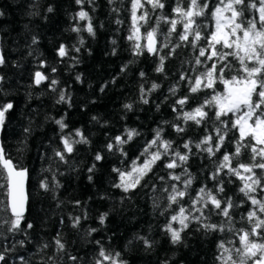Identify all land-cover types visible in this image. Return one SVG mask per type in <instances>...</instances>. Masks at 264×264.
<instances>
[{
	"label": "trees",
	"instance_id": "trees-1",
	"mask_svg": "<svg viewBox=\"0 0 264 264\" xmlns=\"http://www.w3.org/2000/svg\"><path fill=\"white\" fill-rule=\"evenodd\" d=\"M163 2V10L153 11L146 0H141L143 8L137 9V16L145 11L149 13L147 23L137 22L142 47L147 44L146 33L152 28H157L158 48L164 41L170 25L161 21L157 26L158 16L176 18L173 8L177 0ZM208 3L209 10L205 16L197 18L205 35L215 30L211 10L218 0H208ZM180 4L187 7L188 0H180ZM49 7H52V12L47 11ZM82 10L91 18L94 36L86 30L88 20H80L77 16ZM0 13V48L6 61L0 66V76L3 77L0 81V104H13V109L5 115L1 143L5 158L11 159L17 169L27 170L28 208L24 226L26 223L33 224L27 235L9 233L7 226L0 228V251L6 247L10 249L5 253L7 264H45L53 255H56L57 264H95L101 245L107 250L119 252L120 258L127 264H220L216 258L221 241L231 239L235 246H239L237 235L227 231H197L195 222L182 232V243L173 245L170 242L164 227L172 209L178 211V206L172 205L171 209L165 210L169 202L166 198L168 193L163 189L172 184L183 187L182 183L171 180L168 175L170 171L181 175L182 168L168 170L163 167L162 161H158L153 171L141 181L142 186L128 193L113 186L119 183L118 173L113 169L131 171L133 164L140 165L145 158L141 153L153 139L156 129L162 128L163 138L172 141V147L182 153L187 151L183 149V143L192 141V154L183 166L192 176L193 183L188 189L192 196L205 186L216 194V181L211 179L216 166L214 161L225 152L231 154L235 151L239 133L237 129H231L230 122L235 119L231 113L222 117L229 121L231 130L227 132L220 152L209 158L207 153L194 145L205 135L215 138V128L221 126L215 119L216 108H205L208 118L200 125L177 119V112L173 111V106L178 111L181 109L176 101L184 96H188V101L183 111H191L213 95L225 92L224 84L217 80L213 89L203 88L193 94L187 80H180L182 73L194 77L205 70V66L201 65L196 67L195 72L192 71L198 50L179 40L182 24H177L176 32L169 37V47L163 48L159 55L149 54L146 48L142 55H134L135 40L128 39L133 32L132 0H112V3L109 0H83L82 4H77L76 0H0ZM253 17L258 20L255 11L245 13L246 19ZM76 27L81 31L72 30ZM33 37L37 40L36 44L32 43ZM81 39L83 44H80ZM176 44L181 46L169 54L170 48ZM61 45L68 51L63 58L57 54ZM204 45V40H201L199 46ZM76 48H79L78 52ZM159 56L166 57L162 73L156 71ZM205 59L201 57L202 61ZM228 59L233 69L225 71V79L237 75L235 69L239 67L233 57ZM212 62L206 61V65L210 66ZM125 65L127 67L122 72L121 68ZM37 71L48 77L39 85L35 83ZM141 72L145 74L143 78ZM77 76L80 80L76 79ZM52 79L58 82L54 86L50 84ZM153 83L159 87L148 92ZM142 85L147 92V104L141 100ZM172 88H176L174 94L170 91ZM60 92H64L67 102L57 103ZM125 104H131L132 109H126ZM93 117L97 119L93 120ZM61 119L67 125L63 132L55 123ZM174 124L183 126L185 131L177 133L172 127ZM77 129L89 143L74 144L73 152L65 153L66 159L61 161L55 155L57 150L63 149L61 137L68 135L71 140H79L74 134ZM126 129H135L139 133L122 146L126 154L122 155L116 149L108 151L106 145L113 142L114 137L123 136ZM97 152L103 156L101 161L95 160ZM250 162L247 148L242 149L239 157L232 159L233 167ZM93 164L96 167L89 173L88 169ZM0 171H3L1 167ZM226 171L217 177V180L223 181L224 187L218 198H232L234 205H238L231 209L235 229H248V222L242 217L252 206L239 192L242 182L225 174ZM256 172L259 174L260 170ZM90 175L91 180L88 178ZM160 177L164 179L160 180ZM185 178L181 177L182 180ZM44 180L49 183V191L40 187V182ZM6 184L4 174L0 176V216L10 217ZM254 195L260 197L259 189ZM154 202H158L159 207ZM180 203L189 207V196H185ZM210 209L211 205L205 209V214L209 216L207 222L220 223L224 220L214 209ZM101 213H108L104 225L98 220ZM77 216L81 217V221L73 228L71 218ZM173 227L179 225L174 224ZM90 228L98 231L87 235ZM58 233L65 249L57 254L54 238ZM138 236L152 241L153 247L146 250ZM21 240L25 241L22 246L19 244ZM45 243L49 247L42 248ZM226 247L232 245L226 243ZM70 256H76L78 260L72 261Z\"/></svg>",
	"mask_w": 264,
	"mask_h": 264
},
{
	"label": "snow or ice",
	"instance_id": "snow-or-ice-1",
	"mask_svg": "<svg viewBox=\"0 0 264 264\" xmlns=\"http://www.w3.org/2000/svg\"><path fill=\"white\" fill-rule=\"evenodd\" d=\"M146 2L151 5L153 11L165 8L163 0H146ZM76 3L82 4L83 0H76ZM109 3H112V0H109ZM138 8H143L141 0H132L133 32L128 39L135 40L133 45L134 55H142L144 48L149 54L159 55L163 48L169 47V37L176 32L177 24L179 23L182 24L183 29L179 33V40L187 43L192 49L198 50L192 71L195 72L198 66H205V70L194 77L186 76L182 73L180 80H187L190 85L189 90L193 94L203 88L213 89L217 80L224 84L225 92L223 94L213 95L210 99H206L202 105L195 107L191 111H183V106L187 103L188 96L176 101V104L181 106L179 111L173 106V111L177 112V119H183L185 123L191 121L197 125H200L208 118V112L205 111V108L210 106L216 108L215 119L220 122L221 126L215 128V138L210 134L205 135L198 143H195V148L207 153L208 157L211 158L220 152L228 131L237 129L239 139L236 141L233 153L225 152L217 161H214L216 166L211 179L216 181V194L206 186L199 188L195 196L188 193L193 180L187 167L183 166L187 164L189 155L192 154V141L183 143L182 147L187 151L182 153L172 147V141L163 138L162 128L154 130L153 139L146 144L141 153L145 158L140 165L133 164L131 171L113 169L119 176V183H115L113 186L121 189L124 193L142 186L141 181L153 171V167L158 161H162L163 167L168 170L182 168L181 175H176L171 171L168 175L171 180L182 183L183 187L178 188L176 184H172L163 189L168 193L166 198L169 202L165 210L171 209L172 205L178 206V211L172 209L170 219L164 227L170 237V242L173 245L182 243V232L189 228L190 223L195 222L198 225L197 231L201 229L205 232L224 233L227 231L238 236L239 246H235L234 241L231 239L221 241L218 244L219 255L216 259L220 261V264H264V0H218V3L211 10V17L215 21V30L206 35L202 34L201 25L198 23L197 18L205 16L206 11L209 10L208 0H188L187 7H182L180 0H177V4L173 8V12L176 14L175 19H169L164 15L157 17V26L161 21L170 25L168 33L159 48L157 47L158 41L156 39L157 28L147 31V44L142 47L140 43L142 36L137 22L143 21L147 23L149 13L145 11L138 17ZM113 10L115 11V9ZM47 11L52 12V7H49ZM252 11L258 14V20L254 17L245 18V13ZM77 16L80 20H88L86 30L89 35L94 36L95 32L88 13L82 10L77 13ZM258 24L259 27L257 26ZM72 30L75 32L81 31L79 27ZM189 37H191V40ZM201 40H204V46H199ZM83 42V39H81L80 44H83ZM32 43H37L35 37H33ZM180 46V44L172 46L169 54L174 53L176 48ZM217 46L220 47L218 48ZM224 49L229 51H224ZM75 51L78 52L79 48H76ZM57 54L63 58L68 54V51L64 45H61L57 50ZM114 54L115 50H113ZM201 57H205V61H202ZM229 57H233L238 62L239 67L235 69L237 75L231 76V79H225V71L233 69V65L228 59ZM165 58V56H159L160 63L156 68L157 72L162 73L164 71ZM206 61L213 62L210 66H207ZM5 62L4 55L0 54V66H3ZM41 66L43 67V63ZM126 67L127 65L122 67L121 71H125ZM52 70L55 71V68ZM144 75L143 72L140 73L141 78ZM46 79L48 77L40 71L35 72V83L37 85ZM76 79L80 80V77L77 76ZM2 80L3 77L0 76V81ZM57 83L55 79L50 81L53 86ZM158 87V84L153 83L148 92L154 91ZM101 91H103V88H101ZM170 91L174 94L176 88H172ZM140 93L142 102L147 104L149 101L146 98L147 92L143 85ZM254 97H256L255 100L253 99ZM68 99L70 100V97ZM61 102H67L64 92H60L57 100V103ZM124 107L128 110L132 109L131 104H125ZM11 109H13L11 102L0 104V131L4 129L5 115ZM229 113L235 116V119L230 122L231 129L229 128V121L222 119V117L228 116ZM96 119V117H93V120ZM55 123L59 125L61 132L67 127L63 119L56 120ZM165 123L168 122L165 121ZM172 127L177 133L185 131L183 126L174 124ZM25 131L29 130L26 129ZM74 134L80 139L71 140L68 135L61 137L63 149L55 152V155L61 161H65V153L71 154L73 152L74 144L89 143L87 137L80 130L77 129ZM137 135L139 133L135 129H126L123 136L114 137L113 142H109L106 148L108 151L119 150L122 155H125L126 153L123 152L122 146ZM244 148L249 149L251 162L238 163L237 166L233 167V157H239ZM102 159L103 156L97 152L95 160L101 161ZM0 167L3 169V171H0V176L6 173V187L10 198L9 205L11 210L10 217L7 215L0 216V228L7 226L6 231L9 233L27 235V230L33 228L32 223H26V227L24 226L27 205L24 182L28 176L27 170L23 168L17 170L12 160L5 158L2 146H0ZM95 167L96 165L93 164L88 169L89 173L93 172ZM257 169L260 170L259 174L256 172ZM225 170H227L225 174L235 176L242 182L239 192L247 198V201L252 206L247 215L242 217L248 222V229H235L231 209L238 205H234L232 198H218V194L224 192V187L223 181L217 180V177ZM182 176L186 178L182 180ZM88 178L91 180L92 176L90 175ZM159 179L163 180L164 177ZM143 186H146V184ZM40 187L44 191H49L48 181H41ZM153 188H155V185H153ZM258 189L261 194L259 198L254 195ZM185 196H189L190 200L187 208L180 203ZM154 203L156 207H159L158 202ZM76 204L79 205V201H76ZM197 205H201V207H197ZM209 205H211L210 210L214 209L217 215L224 217L223 221L220 223L207 222L209 216L205 214V209H208ZM6 210L7 206H5ZM195 213H199V215H195ZM107 216L108 213L100 214L98 220L101 225H104ZM84 218H87L86 215ZM71 219L72 227L76 228L80 224L81 217L77 216ZM174 224H178L179 227H173ZM96 231L98 229L90 228L87 235H91V233ZM137 239L143 241L146 250L153 247V242L146 237L138 236ZM24 243L25 241L23 240L19 241L21 246ZM96 243L99 245L100 241H96ZM226 243L232 245V247H226ZM54 244L57 254L64 251L65 243L62 242V237L59 233L54 238ZM47 247H49L47 243L42 246V248ZM9 251L10 249L7 247L0 251V262L7 264L5 253ZM120 257L121 254L119 252L107 250L101 245L95 264H127V261ZM69 258L72 261L78 260L76 256H70ZM20 260L24 261V258L20 257ZM45 264H57L56 255L49 256ZM163 264H167V262H163Z\"/></svg>",
	"mask_w": 264,
	"mask_h": 264
},
{
	"label": "water",
	"instance_id": "water-1",
	"mask_svg": "<svg viewBox=\"0 0 264 264\" xmlns=\"http://www.w3.org/2000/svg\"><path fill=\"white\" fill-rule=\"evenodd\" d=\"M0 54H1V48H0ZM1 137H2V131H0V146H2V143H1ZM2 168V167H1ZM19 170V169H17ZM6 175V173H5ZM27 185H28V176L24 182V191H25V195L27 196V205H26V212H25V215L27 213V208H28V194H27ZM9 197H8V193H7V203H8V210L10 212V215H11V210H10V205H9Z\"/></svg>",
	"mask_w": 264,
	"mask_h": 264
}]
</instances>
